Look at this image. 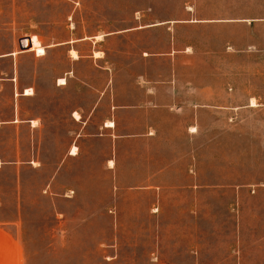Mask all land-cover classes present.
Listing matches in <instances>:
<instances>
[{"label": "rangeland", "instance_id": "374dc122", "mask_svg": "<svg viewBox=\"0 0 264 264\" xmlns=\"http://www.w3.org/2000/svg\"><path fill=\"white\" fill-rule=\"evenodd\" d=\"M238 16H264V0H0V55L13 54L0 57V264H264V28L250 43L247 24L191 22ZM143 51L164 55L130 58ZM102 66L119 102L145 69L176 68L194 88L205 106L170 116L163 159L175 163L161 178L184 180L192 165L191 187H130L163 163L162 141L114 149Z\"/></svg>", "mask_w": 264, "mask_h": 264}, {"label": "crops", "instance_id": "0c3cea01", "mask_svg": "<svg viewBox=\"0 0 264 264\" xmlns=\"http://www.w3.org/2000/svg\"><path fill=\"white\" fill-rule=\"evenodd\" d=\"M190 21V20H184ZM191 22H200L203 24H218V23H244L247 24V28L249 30L250 35V43H257L256 41H252V36L254 37L256 33H258L259 28H264V16L261 17H208L200 20H191ZM151 27L156 26V24L150 25ZM145 29L146 26H139L137 28H130L128 30H123V38L126 37L128 31H134V29ZM113 37H109L112 39ZM75 50V49H74ZM77 51V50H76ZM96 52H99L95 49L91 51L89 58L94 59L97 63L102 61L105 58L103 55H96ZM106 55V53H105ZM130 58L141 60H149V59H160L163 56V53L159 52H149L143 51L142 53L129 54ZM13 56L12 52L2 54L0 57ZM125 56V54H123ZM80 58V57H78ZM76 58V59H78ZM104 70L110 71V82H111V116H109L103 125H101L102 129L109 130L110 135L113 138V147L117 146L120 141H124L127 139L138 138L139 140H157L162 141V148L159 151L161 153V159L163 163L156 168L155 170H151L149 174L141 180L138 185H132L130 187H137L143 189H161V188H177V189H188L193 184V176L190 174L188 179V171H192V165L189 168H186V176L184 180L173 183L171 179L169 181H165L161 178L168 176L171 173L172 165L175 163L169 162L167 159L164 161L163 157L168 154L165 151L164 146L169 144L170 139L173 138L174 128L170 122V116L172 114H176L177 112H182L184 109H194L198 107L205 106L204 104H200L194 101L193 92L194 88L190 87L189 91L181 89L178 80L176 79V68L173 69V75H166L165 77H161V75H153L149 71V69H145L143 72L136 74L133 76L132 84L133 89L128 98L124 99L123 102L118 101L119 91L114 84L116 74L113 71L112 66H102ZM13 81L16 80V76H11L6 79L8 84L14 85L15 91L18 90L17 83ZM189 85V84H187ZM105 91L102 92L99 100L96 103L95 108L101 103L103 96L105 95ZM191 92V93H188ZM80 114V118L76 120L83 124L82 128L84 129L88 125V119L83 120V115L79 110H75ZM132 115L136 117L137 115H141V120H125L123 119L127 115ZM75 117V116H74ZM11 122H17V118L11 119ZM108 122H114L113 126H107ZM195 125V117L191 114L189 117V122L181 127L183 133L192 134L191 128ZM96 135V134H95ZM99 135V134H98ZM101 135V133H100ZM105 135V134H104ZM165 143V144H164ZM168 149V148H167ZM169 151V150H168ZM147 156V160L149 162L153 161L152 154L150 152L145 153ZM79 155V153L75 154ZM158 159V158H157ZM112 161V163H111ZM154 161L156 159L154 158ZM109 163H111V167L115 168L117 165L116 152H114L113 158L109 159Z\"/></svg>", "mask_w": 264, "mask_h": 264}, {"label": "bare ground", "instance_id": "6f19581e", "mask_svg": "<svg viewBox=\"0 0 264 264\" xmlns=\"http://www.w3.org/2000/svg\"><path fill=\"white\" fill-rule=\"evenodd\" d=\"M97 38L98 39H101L102 38V36L101 35H99V36H97ZM23 45L25 46V47H28V48H30L31 46H32V41H31V39L27 42L26 40H23ZM34 51L37 53V55H44L45 53H46V50H45V48L44 47H39V48H37V49H34ZM71 54H72V56L74 57V58H78V55H77V51L76 50H74V49H72L71 51ZM99 53L100 52H96V55H99ZM67 82H66V78H60L59 79V84H66ZM32 90L31 89H26V91H25V94L26 95H32ZM24 94V95H25ZM252 105L253 106H256L257 105V103L254 101V100H252ZM75 118H77V119H79L80 118V115L78 114V113H76L75 114ZM33 123H35V121H33ZM114 125V122H110V123H108L107 124V126H113ZM76 150H77V148L76 147H74L73 148V150H72V152H71V154H77V152H76ZM111 163H112V161H111Z\"/></svg>", "mask_w": 264, "mask_h": 264}, {"label": "water", "instance_id": "95a60500", "mask_svg": "<svg viewBox=\"0 0 264 264\" xmlns=\"http://www.w3.org/2000/svg\"><path fill=\"white\" fill-rule=\"evenodd\" d=\"M31 39V37H27V38H24L23 40H26L27 42ZM23 47H25L24 45H22ZM27 48V47H25Z\"/></svg>", "mask_w": 264, "mask_h": 264}]
</instances>
